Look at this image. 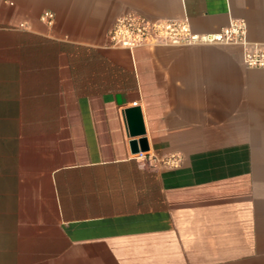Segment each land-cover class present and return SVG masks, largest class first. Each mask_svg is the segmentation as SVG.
<instances>
[{"label": "crops", "instance_id": "obj_1", "mask_svg": "<svg viewBox=\"0 0 264 264\" xmlns=\"http://www.w3.org/2000/svg\"><path fill=\"white\" fill-rule=\"evenodd\" d=\"M131 12L264 43V0H0V264H264V68L112 46Z\"/></svg>", "mask_w": 264, "mask_h": 264}, {"label": "built area", "instance_id": "obj_2", "mask_svg": "<svg viewBox=\"0 0 264 264\" xmlns=\"http://www.w3.org/2000/svg\"><path fill=\"white\" fill-rule=\"evenodd\" d=\"M54 13L46 10L41 19L52 23ZM112 46L133 48L148 45H186L209 43H240L245 46V62L252 67L264 68V43L248 39L247 23L236 19L215 33H196L187 19L150 20L139 13L120 16L109 33ZM146 152L138 154L144 155Z\"/></svg>", "mask_w": 264, "mask_h": 264}, {"label": "water", "instance_id": "obj_3", "mask_svg": "<svg viewBox=\"0 0 264 264\" xmlns=\"http://www.w3.org/2000/svg\"><path fill=\"white\" fill-rule=\"evenodd\" d=\"M127 128L130 139V147L133 153L146 152L150 150L149 139L146 135V125L141 106H129L125 108Z\"/></svg>", "mask_w": 264, "mask_h": 264}]
</instances>
